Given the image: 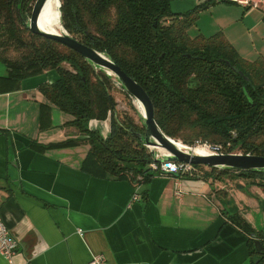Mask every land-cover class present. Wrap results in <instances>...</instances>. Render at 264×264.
<instances>
[{"label":"trees","instance_id":"trees-1","mask_svg":"<svg viewBox=\"0 0 264 264\" xmlns=\"http://www.w3.org/2000/svg\"><path fill=\"white\" fill-rule=\"evenodd\" d=\"M34 1L0 0V63L7 69L0 85L13 89L25 77L55 70L57 78L40 83L38 89L51 105L69 114L63 126L73 128L79 138L49 146L87 143L81 170L94 177L137 185L168 174L157 168L144 143L130 132L143 134L144 127L137 123L132 98L124 91L127 110L117 108L115 79L74 50L25 27L17 9L24 19ZM171 1L59 0L60 22L79 42L107 53L144 88L154 106L155 122L167 136L187 145L215 146L221 153L264 156V57L243 58L222 32L188 35L187 29L213 0L184 12H173ZM49 110L50 105H41V120ZM107 118L106 136L88 126L92 119ZM28 146L48 145L30 140ZM207 169L203 175L190 171L178 176L244 179L264 194V171ZM225 217L245 233L250 264H261L264 231L255 230L237 211ZM255 240L261 242L262 251H255Z\"/></svg>","mask_w":264,"mask_h":264},{"label":"crops","instance_id":"crops-1","mask_svg":"<svg viewBox=\"0 0 264 264\" xmlns=\"http://www.w3.org/2000/svg\"><path fill=\"white\" fill-rule=\"evenodd\" d=\"M205 1L172 0L171 9L184 12ZM190 32H222L243 58L264 57V8L213 0ZM6 74L0 63V77ZM56 78L55 70H47L13 89L0 85V130L6 132H0V217L18 244L11 262L0 254V264H85L97 254L106 264H250L245 233L225 216L237 211L264 231L255 217L258 203L264 209L257 186L238 180L236 188L229 184L225 195H217L223 186L200 178L161 174L133 185L84 173L87 143L49 146L79 138L63 126L69 114L38 89ZM46 104L49 114L41 120ZM88 126L103 136L110 131L109 118ZM30 140L48 146L31 148ZM260 219L264 223V210Z\"/></svg>","mask_w":264,"mask_h":264},{"label":"water","instance_id":"water-1","mask_svg":"<svg viewBox=\"0 0 264 264\" xmlns=\"http://www.w3.org/2000/svg\"><path fill=\"white\" fill-rule=\"evenodd\" d=\"M46 1L47 0L34 1L27 21L21 17L20 11L17 9L20 20L31 33L63 44L80 54V56L88 61L94 68L103 70L106 74L112 76L125 93L133 100L135 99L140 103L143 113L137 112L139 118L143 122V134L130 132L133 136L142 141L145 146L163 149L164 153L159 156L155 154L154 151H151L155 163L183 162L191 165L200 164L217 169L229 168L264 171V156L220 153L215 146H210L211 150H213L212 152L199 154L194 152L191 147L164 134L155 122L154 106L144 88L127 75L107 53L97 51L79 42L76 38L69 35L64 28V30L59 32H51L44 30L40 26V15ZM254 248L256 252L262 251L263 247L259 240H255Z\"/></svg>","mask_w":264,"mask_h":264},{"label":"built area","instance_id":"built-area-1","mask_svg":"<svg viewBox=\"0 0 264 264\" xmlns=\"http://www.w3.org/2000/svg\"><path fill=\"white\" fill-rule=\"evenodd\" d=\"M228 2L241 6L245 9L264 8V0H228ZM217 150L219 151L218 148ZM152 166L155 167L154 165ZM157 168L161 172L168 174L183 175L192 170V165L183 162H164L158 163ZM174 192L175 195H179L178 189ZM138 197V194L135 192L132 199L137 200ZM78 232L81 233V230L79 229ZM17 248V241L11 236L8 228L0 217V254L8 263H10L11 257L17 252ZM85 264H106V261L102 254H97L92 256Z\"/></svg>","mask_w":264,"mask_h":264},{"label":"rangeland","instance_id":"rangeland-1","mask_svg":"<svg viewBox=\"0 0 264 264\" xmlns=\"http://www.w3.org/2000/svg\"><path fill=\"white\" fill-rule=\"evenodd\" d=\"M31 8H32V6H31ZM31 11V10H30ZM29 16H30V12L29 13H27V12H25V14H24V19H25V21H27L28 19H29ZM61 27H62V30H64L63 29V26L61 25ZM189 36H194V35H196L195 33H189L188 34ZM115 89H114V91H113V94H114V96H115V99H116V102H117V108L119 109V110H127V107H126V104H125V102H126V100H125V98H124V94H123V90H122V88L120 87V85L117 83V82H115ZM134 100L132 99V104L134 105V107H135V109H137L136 108V106H135V104H134V102H133ZM138 110H136V112H137ZM137 114H138V112H137ZM138 118L136 119L137 120V123L138 124H140V125H143L142 123V120L139 118V116H137ZM176 141H178V142H180V143H182L180 140H176ZM182 144H184V143H182ZM184 145H186V146H188V147H194V146H207V148H209L210 149V151L212 152L213 150H211V148H210V146L209 145H201V144H195V145H187V144H184ZM146 149L148 150V152L150 153V155H151V157H153L152 156V153H151V151H154L155 152V154H157L158 156L160 155V154H163L164 153V151H163V149H161V148H159V147H152V146H146ZM160 149V150H159ZM161 152V153H160ZM208 169H207V167L205 166H201L200 168H195V167H193L192 168V170H191V173L193 172V173H196V175H203V173H205L206 171H207ZM209 178V177H208ZM209 180H211V178H209ZM238 180H241L242 182H244V184H247L248 182V180H244V179H232V178H228L227 176H225V177H223L222 176V180H221V182L220 181H216V183H218V184H221L222 186H223V189H221V190H224V189H227L228 187H227V185H229V184H232V186L234 187V188H236L237 187V185H238V183H236ZM212 181V180H211ZM246 182V183H245ZM231 187V186H230ZM260 191V189L259 190H257V192H259ZM262 193V192H261ZM222 194V193H221ZM223 197V196H222ZM260 200V199H259ZM258 206H259V208H258V210L257 211H255V214H259L258 216L257 215H255V217L257 218V222L259 223V224H261V225H263L264 223H262V221H261V219H260V217H262V211L264 210L263 208H262V204L261 203H258Z\"/></svg>","mask_w":264,"mask_h":264},{"label":"bare ground","instance_id":"bare-ground-1","mask_svg":"<svg viewBox=\"0 0 264 264\" xmlns=\"http://www.w3.org/2000/svg\"><path fill=\"white\" fill-rule=\"evenodd\" d=\"M59 3V0L46 1L40 15V26L44 30L51 32H59L62 30L58 11ZM133 102L137 108L136 110H138L140 113H143L140 103L135 99ZM191 149L199 154H207L211 152L210 149L207 148V146H194L191 147Z\"/></svg>","mask_w":264,"mask_h":264}]
</instances>
